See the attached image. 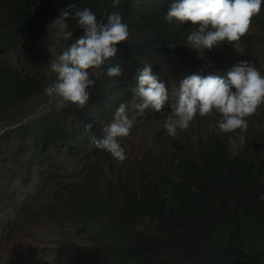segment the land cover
Returning <instances> with one entry per match:
<instances>
[{
    "label": "trees",
    "instance_id": "1",
    "mask_svg": "<svg viewBox=\"0 0 264 264\" xmlns=\"http://www.w3.org/2000/svg\"><path fill=\"white\" fill-rule=\"evenodd\" d=\"M60 1L53 6L52 0H0V49L15 63L0 66V110L28 100L49 83L39 51L46 12L54 7L48 16L53 18L65 3L98 10L103 3L104 15L111 12L107 0ZM169 2L117 0L130 36L114 55L130 74L132 66L153 59L160 66L172 53L182 64H195L182 43L194 25L164 21ZM73 23L69 17L72 32L78 26ZM246 32L243 53L264 64V2ZM179 78L180 72L172 75L173 81ZM113 83L101 77L83 107L69 101L0 132V154L22 164L28 154V161L50 170L44 221L54 222L48 236L55 248L74 255L66 246L71 237L63 233L72 225L83 250L79 258L89 264H264V199L258 196L264 192V107L245 129L241 147L230 149L227 135L201 119L196 127L165 138L162 148L146 149L141 158L119 166L104 153L82 148L90 136L102 137L98 125L111 119L115 108L105 105L101 112V102L115 105L131 96V91L112 94ZM59 154L73 155L75 168Z\"/></svg>",
    "mask_w": 264,
    "mask_h": 264
},
{
    "label": "clouds",
    "instance_id": "2",
    "mask_svg": "<svg viewBox=\"0 0 264 264\" xmlns=\"http://www.w3.org/2000/svg\"><path fill=\"white\" fill-rule=\"evenodd\" d=\"M52 1L53 6L61 3ZM107 1L106 11L111 12L106 16L103 3L99 10L65 3L53 14L54 18L48 19L54 7L44 14L43 23L49 25H44L39 38V51L44 54L41 39L46 33L50 34L51 26L55 35L64 41L61 50L47 64L55 78L41 90L49 97H57L58 103L39 105L26 117L13 122L10 128L53 107L67 105L69 101L83 107L90 90L99 88L101 77H108L114 82L108 88L115 91L112 94L131 91V96L119 98L115 105L101 102L99 111L104 112L105 105L115 109L110 120L98 125L103 136H90L88 145L82 147L86 153H104L117 165H124L131 159L141 158L146 149L162 148L165 138H175L196 127L201 119H206L214 131L227 135L230 149L243 146L245 129L251 127L264 107V64L247 54L241 56V52H245L242 38L248 33L250 18L260 11L264 0H170L163 20L169 22L175 18L194 25L182 43L195 64H182L172 53L167 54L160 66L154 59L137 68L132 66L133 74L127 71L118 55H114L129 38V25L116 11L117 0ZM69 17L75 21L73 25H78L73 32L68 26ZM224 41L233 44V56L239 54L229 63L220 61L217 56L218 45ZM168 46L172 48L175 44ZM178 72L180 78L173 81L172 75ZM131 109L147 110L150 119L133 120L128 115ZM132 125L137 129L133 152L127 153L126 163H117L115 159L123 160L126 156L125 136ZM15 145L18 146L17 141ZM258 196L264 199V192Z\"/></svg>",
    "mask_w": 264,
    "mask_h": 264
},
{
    "label": "rangeland",
    "instance_id": "3",
    "mask_svg": "<svg viewBox=\"0 0 264 264\" xmlns=\"http://www.w3.org/2000/svg\"><path fill=\"white\" fill-rule=\"evenodd\" d=\"M6 28H10V24L7 23ZM41 41L44 42L41 46L44 54L40 52L42 70L45 78L51 81L55 78V73L47 64L49 59L54 58L61 50L64 41L55 35L52 26L50 34L46 33ZM218 47L220 50L217 56L222 62L229 63L239 55L238 53L232 55L230 42H221ZM241 56L245 54L241 52ZM8 58L10 57L6 51L0 49V66L15 64ZM57 101V97H49L43 90L26 101L0 110V132L2 129L9 130L13 122L26 117L39 105L50 106L58 103ZM128 115L139 122L150 119L147 110L137 112L131 109ZM136 134L137 129L132 125L125 136L126 156L123 160L115 159L117 163L128 161L127 153L133 152ZM27 157L28 154L23 156L22 160L25 163L22 164L12 159L11 155L0 154V264H89L79 258L83 250H78L81 241L73 235L77 232L72 230L63 232L71 237L66 246H71L73 256L57 250L48 236L54 225L53 221H44L47 219L45 206L51 193V178L48 176L50 170L47 172L46 166L35 165L34 162L28 161ZM59 159L66 163L68 168H75L76 160L73 155L62 156ZM2 223H6V226H2ZM62 241L65 243L66 239L62 238Z\"/></svg>",
    "mask_w": 264,
    "mask_h": 264
}]
</instances>
